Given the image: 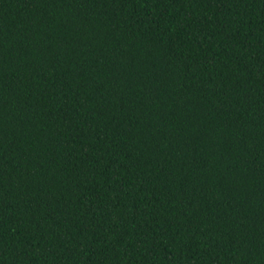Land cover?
Wrapping results in <instances>:
<instances>
[{
  "label": "trees",
  "instance_id": "obj_1",
  "mask_svg": "<svg viewBox=\"0 0 264 264\" xmlns=\"http://www.w3.org/2000/svg\"><path fill=\"white\" fill-rule=\"evenodd\" d=\"M0 264H264V0H0Z\"/></svg>",
  "mask_w": 264,
  "mask_h": 264
}]
</instances>
